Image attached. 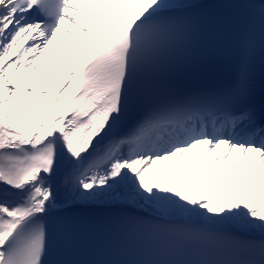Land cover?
Segmentation results:
<instances>
[{"label": "snow or ice", "instance_id": "6c2138e0", "mask_svg": "<svg viewBox=\"0 0 264 264\" xmlns=\"http://www.w3.org/2000/svg\"><path fill=\"white\" fill-rule=\"evenodd\" d=\"M204 2L0 0V264L90 209L224 254L156 264H264V0L226 47Z\"/></svg>", "mask_w": 264, "mask_h": 264}, {"label": "bare ground", "instance_id": "6f19581e", "mask_svg": "<svg viewBox=\"0 0 264 264\" xmlns=\"http://www.w3.org/2000/svg\"><path fill=\"white\" fill-rule=\"evenodd\" d=\"M205 1H207V0H205ZM115 31H116V30H109L108 34H109V35L114 34ZM45 58L47 59V54H46Z\"/></svg>", "mask_w": 264, "mask_h": 264}]
</instances>
